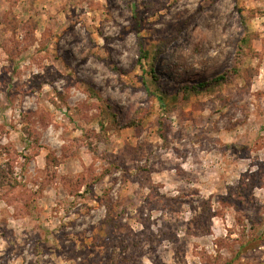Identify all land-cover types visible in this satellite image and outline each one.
Here are the masks:
<instances>
[{"label": "rangeland", "instance_id": "374dc122", "mask_svg": "<svg viewBox=\"0 0 264 264\" xmlns=\"http://www.w3.org/2000/svg\"><path fill=\"white\" fill-rule=\"evenodd\" d=\"M0 264H264V0H0Z\"/></svg>", "mask_w": 264, "mask_h": 264}, {"label": "trees", "instance_id": "16d2710c", "mask_svg": "<svg viewBox=\"0 0 264 264\" xmlns=\"http://www.w3.org/2000/svg\"><path fill=\"white\" fill-rule=\"evenodd\" d=\"M143 54H145V55H148L146 52H144V51H141ZM241 52H244V51H241ZM144 58H146V57H144ZM218 79V78H217ZM216 79V81H215V83L217 82V83H219L220 81H224L225 80V77H221L220 79H218L217 80ZM211 84L212 83H201V84H199L198 85V87L196 88V90H199V91H204V90H206V89H209V88H211L210 86H211Z\"/></svg>", "mask_w": 264, "mask_h": 264}]
</instances>
